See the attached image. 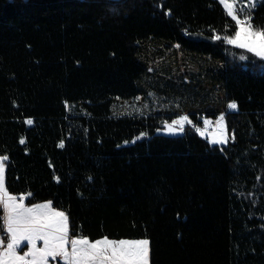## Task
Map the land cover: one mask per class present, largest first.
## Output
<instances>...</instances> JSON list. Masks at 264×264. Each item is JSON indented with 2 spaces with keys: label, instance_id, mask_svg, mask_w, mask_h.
Segmentation results:
<instances>
[{
  "label": "trees",
  "instance_id": "1",
  "mask_svg": "<svg viewBox=\"0 0 264 264\" xmlns=\"http://www.w3.org/2000/svg\"><path fill=\"white\" fill-rule=\"evenodd\" d=\"M246 13L264 26V0ZM82 24L153 26L223 63L228 142L199 114L175 132L176 113L114 114L134 88L72 87L67 27ZM234 31L221 0H0L8 192L65 210L72 236L148 238L150 264H264V57L229 44Z\"/></svg>",
  "mask_w": 264,
  "mask_h": 264
},
{
  "label": "rangeland",
  "instance_id": "2",
  "mask_svg": "<svg viewBox=\"0 0 264 264\" xmlns=\"http://www.w3.org/2000/svg\"><path fill=\"white\" fill-rule=\"evenodd\" d=\"M257 1L259 0H255V4ZM230 2L234 3V7L241 9L239 13L241 18H243L242 14L252 8L249 0H230ZM66 38L69 81L72 87L84 90L98 80L131 87L137 91V96L131 99L115 98L112 105L114 114L176 113L175 120L181 116L188 117L190 122L185 121L183 126L193 124L191 114H199L207 121L200 129L203 136L208 137L212 142L215 140L216 143H225L219 140L223 133L228 142L224 115L234 109L229 107L230 103L225 99L224 65L220 61L184 51L173 43L163 30L149 25L115 24L108 29H100L90 24L71 25L67 27ZM74 111H76L75 107L70 105L69 112L72 114ZM214 114L218 115L215 125L211 123L214 117L210 116ZM173 126L180 127V125ZM4 182L6 185V171ZM14 196H23L22 203L26 207L46 203L45 201L27 204L25 195ZM54 209L66 213L65 210ZM0 215L1 217L5 215L3 208H0ZM2 226L0 231H6L4 223ZM3 240L6 245L9 238ZM24 245H27V242H23L18 249L20 255L29 250L30 245ZM36 246L42 248L43 241H37ZM60 262L68 264L62 256L47 258V264H60Z\"/></svg>",
  "mask_w": 264,
  "mask_h": 264
},
{
  "label": "snow or ice",
  "instance_id": "3",
  "mask_svg": "<svg viewBox=\"0 0 264 264\" xmlns=\"http://www.w3.org/2000/svg\"><path fill=\"white\" fill-rule=\"evenodd\" d=\"M249 2L251 7L255 6V0ZM221 3L234 20L235 31L225 37L227 42L264 57V26H254L250 13L241 18V9L234 7L230 0H221ZM215 39L221 37L217 35ZM229 107L236 109L237 104L232 102ZM185 121H188V117H179L168 125V131L182 130ZM27 123L32 124L33 121L29 119ZM173 125L181 127L177 129ZM219 140L227 142L223 133ZM7 160V156H0V208L5 211L0 220H3L10 237L6 245L3 238H0V264H47V258L55 256H62L68 264H150L148 239L111 240L105 236L92 241L82 235L70 237L67 214L52 208L51 201L26 207L22 203L23 196L16 197L7 192L4 182ZM37 241H43L44 246L38 248ZM23 242H27L30 247L20 255L18 249Z\"/></svg>",
  "mask_w": 264,
  "mask_h": 264
},
{
  "label": "built area",
  "instance_id": "4",
  "mask_svg": "<svg viewBox=\"0 0 264 264\" xmlns=\"http://www.w3.org/2000/svg\"><path fill=\"white\" fill-rule=\"evenodd\" d=\"M211 123H212L213 125H215V124H216V121H215V120H212ZM0 237L3 238V239H6V238L9 237V233H8L7 231H3V232L0 233ZM4 243H5V242H4Z\"/></svg>",
  "mask_w": 264,
  "mask_h": 264
},
{
  "label": "crops",
  "instance_id": "5",
  "mask_svg": "<svg viewBox=\"0 0 264 264\" xmlns=\"http://www.w3.org/2000/svg\"><path fill=\"white\" fill-rule=\"evenodd\" d=\"M8 238H9V237H8ZM8 238H7V239H8Z\"/></svg>",
  "mask_w": 264,
  "mask_h": 264
}]
</instances>
